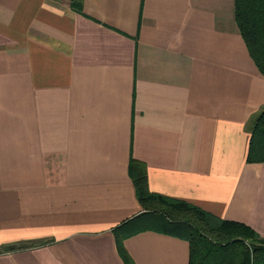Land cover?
<instances>
[{
	"label": "crops",
	"instance_id": "obj_1",
	"mask_svg": "<svg viewBox=\"0 0 264 264\" xmlns=\"http://www.w3.org/2000/svg\"><path fill=\"white\" fill-rule=\"evenodd\" d=\"M264 77L235 0H0V264H188L149 192L264 239ZM142 216V217H141Z\"/></svg>",
	"mask_w": 264,
	"mask_h": 264
},
{
	"label": "trees",
	"instance_id": "obj_2",
	"mask_svg": "<svg viewBox=\"0 0 264 264\" xmlns=\"http://www.w3.org/2000/svg\"><path fill=\"white\" fill-rule=\"evenodd\" d=\"M235 21L264 77V0H235ZM246 161L264 162V106L252 122ZM129 175L145 222L160 232L185 239L189 244L188 264H264V239L248 226L149 192L143 166L138 162L130 161ZM117 246L125 264H131L119 241Z\"/></svg>",
	"mask_w": 264,
	"mask_h": 264
}]
</instances>
